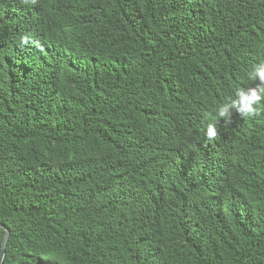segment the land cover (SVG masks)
Wrapping results in <instances>:
<instances>
[{
    "label": "trees",
    "instance_id": "obj_1",
    "mask_svg": "<svg viewBox=\"0 0 264 264\" xmlns=\"http://www.w3.org/2000/svg\"><path fill=\"white\" fill-rule=\"evenodd\" d=\"M260 62L264 0H0L2 264H264Z\"/></svg>",
    "mask_w": 264,
    "mask_h": 264
},
{
    "label": "clouds",
    "instance_id": "obj_2",
    "mask_svg": "<svg viewBox=\"0 0 264 264\" xmlns=\"http://www.w3.org/2000/svg\"><path fill=\"white\" fill-rule=\"evenodd\" d=\"M24 4H35L36 0H22ZM31 35L20 37L21 44H28ZM247 80L250 82L248 86L237 87L235 91L226 97L215 108V116L218 119H224L230 122L233 116L241 119H254L264 115L262 107H264V62L257 63L251 67L246 74ZM204 136L206 141L213 142L218 136L215 123H208Z\"/></svg>",
    "mask_w": 264,
    "mask_h": 264
},
{
    "label": "water",
    "instance_id": "obj_3",
    "mask_svg": "<svg viewBox=\"0 0 264 264\" xmlns=\"http://www.w3.org/2000/svg\"><path fill=\"white\" fill-rule=\"evenodd\" d=\"M0 227L4 228V225L0 224ZM8 236H9V231L7 229H5V238H4L3 245H2V248H1V253H0V264H2V261H3V258H4L5 246H6V243H7V240H8Z\"/></svg>",
    "mask_w": 264,
    "mask_h": 264
}]
</instances>
